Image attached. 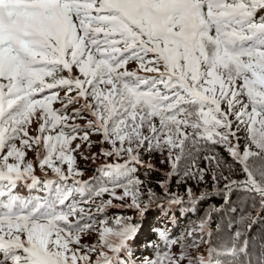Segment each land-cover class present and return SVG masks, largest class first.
<instances>
[{
    "label": "snow or ice",
    "instance_id": "snow-or-ice-1",
    "mask_svg": "<svg viewBox=\"0 0 264 264\" xmlns=\"http://www.w3.org/2000/svg\"><path fill=\"white\" fill-rule=\"evenodd\" d=\"M92 134L101 136L100 151L84 159L112 162L82 181L73 155L81 143L73 141L90 149ZM216 146L243 180L218 172ZM145 153L172 169L159 182L169 206L184 203L169 191L173 174L203 181L214 165L213 182L226 181L219 211L233 189L264 208V0H0V264H264V245L251 249L250 225L221 249L210 232L208 240L189 232L191 244L179 242L178 254V241L156 227L163 248L151 237L144 247L159 254L134 258L143 217L160 199L151 188L145 198L135 176L137 166L153 168ZM21 187L44 194L21 195ZM186 193L189 201L207 195ZM104 194L111 199L94 203ZM125 198L141 220L109 224L92 214ZM93 233L95 242L82 243ZM201 244L207 251L193 255Z\"/></svg>",
    "mask_w": 264,
    "mask_h": 264
},
{
    "label": "rangeland",
    "instance_id": "rangeland-1",
    "mask_svg": "<svg viewBox=\"0 0 264 264\" xmlns=\"http://www.w3.org/2000/svg\"><path fill=\"white\" fill-rule=\"evenodd\" d=\"M127 67L129 70H135L137 67V64H136V62L133 61V62H130ZM63 94L64 93L61 92L62 96H63ZM53 106L55 108L61 107L60 103H56ZM77 107H78V105H77ZM71 110L72 109L70 108L69 111H71ZM76 123H78L80 125H84V124H86V120L77 119ZM33 127H35V125H33ZM32 134L34 135L35 133L33 132ZM90 139L92 141V146L90 149L86 143H82L79 139L73 141V146L77 143H81V148H80L79 152L73 153V155L76 156L77 168H79L83 172L82 176L77 177L78 179H80L82 181H88L94 175H96V173L98 172L97 169L100 167L101 164H103L105 162H112V161H106L105 158L102 156L98 157L96 160L84 159L85 156H91L93 153H99V151H100L101 145L98 142L101 140V136L99 134H92L90 136ZM241 139H242V136H241ZM17 143L19 144V142H17ZM241 143H242V141H241ZM104 147H108V145L105 144ZM216 153L220 157L221 166L224 162L223 159H229L230 165L232 166V171L235 170L236 166L230 160L232 158L230 156H228V153L224 148L216 146ZM205 154L206 153H201V159L199 160L200 167H206L207 166L205 164V161L202 159L203 155H205ZM26 158L33 160V161H36L35 151H29L27 153ZM161 159H162V157L159 153H151V154L145 153L144 154V160L147 161L148 163H150L153 166V168L149 169V168H146L143 166H137V168L139 167V168H142L144 170L150 171L152 173H159L161 176L166 177L164 174L171 172L172 169L168 163L161 164L160 163ZM254 163H255V161H254ZM67 167H68L67 164H65L64 165L65 171L67 170ZM226 168H229V167L226 166ZM239 168H240V166H239ZM214 171H216L215 166L214 165L210 166L209 170L205 174L203 181H198L196 179H190V178L184 177L182 175L173 174L169 180V191L171 193H177L181 197H183L184 203L174 204V205L169 206L168 200L164 196L159 197L160 199L157 200L156 202H154L150 206V211L155 210V211H158V214L160 213V216L158 217L159 218L158 222H156L155 227H159L160 223H162L161 227H166L168 229L170 235L173 232L174 233L177 232V234L180 235L179 242H183L184 244H191L192 237L188 236L189 232H193V236L195 238H197V239L203 238L205 240L209 239L207 236V233L210 232L211 233L210 243L214 249H221L222 247H225L228 244H230L231 237L233 236V235L231 236V235H228L226 233L221 232L220 226H221V223L223 222V220H226L228 218V219H230V221H233L235 223L236 228H235L234 232H236L238 230L243 231L249 225L251 226V229L255 228L258 225L260 218H259L258 214L257 215H249L248 205L250 203H254V201L257 197L252 196L253 198H251V197L246 195L245 196L246 201L238 200V201L234 202L233 204H231V201H232L231 200L232 199L231 193L233 192L234 189L231 191V193L227 194V195H230L231 198L229 200L228 206L226 208H224L223 214H220L218 216H214L213 214L216 211H218L219 207H214L212 205H209L205 210H203L202 214L199 215L200 214L199 211H201L200 209L202 208L201 204L204 203V201H203V199H198V200L196 199L195 201H189V198H188L187 193H186V189L191 187L192 191L194 193V196L197 198L200 197V195L204 194V193L207 194L206 198L208 196L209 197L212 196V200L215 196H218L220 198L222 196V194L224 193L223 189H224V185H225L226 181H224L223 179H220L219 181H221V182L214 183L212 180V174ZM238 171L240 173L239 174L240 177L229 176L230 179L243 180L245 177L241 173L240 169ZM36 174L40 175L42 179L44 178L43 174L40 172L38 167L36 169ZM224 175L228 176L227 173ZM53 176H54V174L51 172V170H48V178H53ZM64 183L70 185L72 183V180L69 179L68 181H66ZM174 184L177 186V189L184 187L185 188L184 193H180L178 190L171 191V187H173ZM159 186H160V184H159ZM21 188H22L20 191L21 195H36L35 192L40 191L39 188H37V189H28L27 187H21ZM148 188H151V187H148L146 184H144L142 187V191L145 193V198H146V193H147ZM238 190L242 191L244 194H247L243 190L237 189V191ZM162 191L164 193V189H162ZM40 192H42V191H40ZM120 194H122V190H117V195H120ZM101 199L108 200V199H111V197L108 194H104L102 198H96L94 203L99 204ZM75 202H77V203L80 202L79 197H77V200ZM112 203H113V205H116V207H108L103 213H100L98 215L95 212V208H93L91 210L92 214L96 216L97 220H100V219H103L104 217H107L109 220V224H111L112 220L117 216L131 217L133 222L141 220L139 213L135 209H131V208L127 207V205L131 203L129 198H125L124 200L113 199ZM161 204L164 205L163 211H161V209L159 207V205H161ZM223 205H224V203H223ZM177 209H182L185 212L187 210L194 209L196 214L193 215V219H191V221H189V222L185 221L183 223V226H182V225H180V221H178L177 216L173 217L175 215V212L177 213ZM232 209L235 210V214L232 213V211H231ZM147 214L145 217H143L144 225H145V223H147V219H145L147 217ZM215 219H216V221H215ZM201 221H206L205 231L203 233H201L200 228H199ZM215 226H219V227L216 228ZM146 234H147V230L145 229V226H144L143 232L139 236L136 243L139 242L141 239L145 238ZM247 235H248V233H247ZM96 239H97V236L95 233H93L91 235L84 236V238L82 239V243H93V242H95ZM260 240L264 241V236L257 235L255 242H254V247H256V248H255V251L253 253H258L261 250V246L264 245ZM179 242L171 248L172 253H174V254L179 253V251H180V243ZM136 248H137V246L135 245L134 250H136ZM141 251H143V249H141ZM206 251H207V244H201L199 252H196L193 250L192 254L198 255V254L204 253ZM154 253H156V252H154ZM145 255H147L149 257H153V258H155V256H157L155 254L152 256L148 253H144V256ZM134 258H136V257H134ZM140 259H143V257Z\"/></svg>",
    "mask_w": 264,
    "mask_h": 264
},
{
    "label": "trees",
    "instance_id": "trees-1",
    "mask_svg": "<svg viewBox=\"0 0 264 264\" xmlns=\"http://www.w3.org/2000/svg\"><path fill=\"white\" fill-rule=\"evenodd\" d=\"M240 135L242 136L241 141L243 144L246 142V133L242 130L240 132ZM230 160L236 166L235 170L229 171V168H226V166L229 167L230 161H229V159H223L224 162H223L221 168L218 170V172H223V174L227 173L228 176H232V177H236V176L240 177V175H239L240 173L238 171L240 168H239L238 164H235L232 159H230ZM251 162L254 163V161H251ZM259 163H260V161H258V160L255 161V164L258 165ZM216 171H217V169H216ZM100 175H102V173L97 172L95 176H100ZM135 176L138 177L140 180H142L144 182V184H146L148 187H151L153 192L156 193L157 197H163L164 196V193H163L161 187L159 186V184H160L159 182L166 180L167 179L166 177L161 176L159 173H152L150 171L144 170V169L139 168V167L136 168ZM219 182H221V181H219ZM174 190H178L180 193H184L185 188L181 187V188L177 189V186L174 184V186L171 187V191H174ZM35 194L36 195H43L44 193L40 192V191H36ZM231 195H232L231 204H233L234 202H236L238 200L246 201L245 200L246 195L253 198L248 193L244 194L242 191H239V190L237 191V189H234L233 192L231 193ZM224 196H225V193H223L220 198L218 196H215L216 198L214 197L213 200H212V196H210V197L208 196L207 198L205 197L203 199L204 203L201 204L202 208L200 209L201 211H199L200 212L199 215H201L203 210H205L209 205L220 208L221 205H223V203H224L223 202L225 200ZM227 206H225V208ZM231 211L233 214H235L234 209H232ZM223 212H224V210L223 211L218 210L213 215L218 216L220 214H223ZM248 212H249V215H257L258 214L259 218H260L259 222L257 221L258 225L255 228L252 227L253 228V229H251L252 231L247 232L248 236L250 238V241H251V249L254 252L255 248H256V247H254V242H255L256 236L257 235L264 236V208L261 207L259 197H257L255 199L254 203H250L248 205ZM195 214L196 213H195L194 209L187 210L186 212L183 211L182 209H177V213L175 212V215L173 217L177 216L178 221H180V225L183 226V223L185 221H187V222L191 221V219H193V215H195ZM159 216H160V213L158 214V211L151 210L148 212L147 217L145 218V219H147V223H145V229L147 230L146 237L141 239L139 242H137L135 244L137 246V248H136V250H134V257H136V259H140V258L144 257V253H148L152 256L154 254L155 255L159 254L158 252H156L152 248H145L144 247V242L146 240H148L150 237L155 239L156 243L160 244L161 248H163V244L161 243V241H159L155 237V234L152 232V229L156 228L155 224H156V222H158ZM215 221H216V219H215ZM161 225H162V223H160L159 227H161ZM215 227L218 228L219 226H215ZM235 228H236L235 223L233 221H230V219H228V218L226 220H223V222L221 223V226H220L221 232L226 233V234L231 235V236L235 233L234 232ZM247 228L248 227H246L245 229H247ZM240 231H242V230H240ZM171 236L179 242L180 235L177 234V232L171 233ZM260 241L264 244V241H262V240H260ZM141 249H143V251H141ZM154 252H156V253H154Z\"/></svg>",
    "mask_w": 264,
    "mask_h": 264
}]
</instances>
